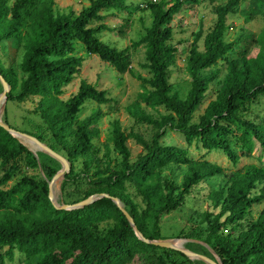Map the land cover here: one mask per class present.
<instances>
[{"label": "trees", "instance_id": "1", "mask_svg": "<svg viewBox=\"0 0 264 264\" xmlns=\"http://www.w3.org/2000/svg\"><path fill=\"white\" fill-rule=\"evenodd\" d=\"M125 1L89 0L88 7L72 15L55 13L54 0H0V46L14 43L22 50L20 77L12 64L5 66L0 61V74L10 86L6 103L36 100L32 113L37 120L26 119L30 129L20 132L35 137L70 164L61 183L63 205L73 206L102 194L116 198L147 240L162 239V218L182 207L193 187L223 175V187L208 194L218 212L201 214L200 222L206 224L203 232L179 236L205 244L221 264H264V212L253 219L251 210L264 203V167H237L240 158L250 157L256 144L264 154V117L250 112L252 105L264 104V52L250 57L251 39L237 49V40H225L228 17L237 12L242 0H227L222 5L209 0L214 22L205 35L202 28L193 34L185 58L191 81L184 96L169 83V69L177 59L168 43L172 37L169 25L185 7L207 0H146L151 26L130 48L118 51L96 36L108 30L106 15L128 9ZM77 43L86 54L119 73L130 69V49H145L143 67L150 76H137L142 88L138 97L152 111L164 113L154 117L132 111L139 123L152 128L148 140L138 134L127 135L118 122L112 123L109 142L116 160L111 159L108 145L99 156L94 144L101 113L78 118L87 101L109 104L106 91L80 81L77 91L63 98L82 67V58L74 55ZM232 53L237 57L229 60ZM222 60L226 74L214 90V99L203 107L219 73L209 70ZM3 121L12 128L7 107ZM167 130L180 134L186 148L163 145ZM236 138L242 144L239 154L231 148ZM129 139L142 148L134 161L127 146ZM192 146L206 153H222L236 169L227 172L207 160H194L188 152ZM80 160L83 170L77 172L75 163ZM169 165L186 167L178 187L161 176ZM22 167L32 173L6 188ZM57 172L39 163L32 152L0 128V264L12 261L15 252L25 264H193L178 251L140 241L109 198L70 211L54 208L48 199V182ZM107 224L112 227L101 228Z\"/></svg>", "mask_w": 264, "mask_h": 264}, {"label": "rangeland", "instance_id": "2", "mask_svg": "<svg viewBox=\"0 0 264 264\" xmlns=\"http://www.w3.org/2000/svg\"><path fill=\"white\" fill-rule=\"evenodd\" d=\"M12 2V0H10ZM128 9L125 11H114L106 15L104 24L108 30L101 32L96 37L116 50H124L130 48L132 43L137 42L144 34L147 28L151 26L152 15L148 8L145 7L148 1L146 0H126ZM227 0H215V5L225 4ZM90 5L89 0H54L55 13L77 15L82 9ZM261 9V11L259 9ZM264 0H242L241 5L238 7L237 12L228 17V30L225 35L226 42L238 41L235 49L244 43L246 45L249 39L252 40V47L249 53L250 57H256L259 52H264ZM213 6L209 0L199 4L198 6H187L180 13H178L170 27L172 29V37L168 42L175 50L177 59L173 66L170 67L169 83L174 86V89L185 95L190 87V77L186 73V55L190 49L191 43L194 41L193 34L202 28L203 34L212 27L214 22ZM263 38V41L261 39ZM199 48L202 49V39L199 41ZM131 66L130 69L124 73L117 72L113 67L107 63L99 60L97 57L86 54L82 44L77 43L75 47V56L82 58L83 63L78 76L73 80L71 85L65 89L64 99H67L71 94H74L79 86L80 81L94 86L99 91H106L107 98L111 100L109 104L97 105L94 102L87 101L83 106L78 118L80 120L90 116L95 111H99L101 116L97 122L99 137L94 140L96 148H98L99 156H102L106 149L104 145H108L109 154L111 159L116 160L117 154L113 150V145L109 142L111 135L112 123L118 122L122 131L128 134H138L145 140H148L153 133L150 126L145 123H139L133 114L135 109L154 117L158 113L163 114L162 110L156 112L152 111L144 103L139 100L138 95L142 92L140 82L137 76L148 78L150 75L148 70L143 67L145 64V49L140 46L136 49H130ZM22 55V50L14 43H4L0 46V61L5 65L12 64L17 75L21 74L18 71V64ZM236 54L228 55L229 60L236 58ZM218 71V75L212 86L211 93L204 101L203 107L214 99V90L218 87V82L224 78L226 74V63L219 61L217 65L212 67L209 72ZM36 100H28L21 104L5 103L2 120L5 116V108L8 112V123L12 129L20 132L30 129V122L36 121L32 113ZM0 105V110H1ZM139 108V109H137ZM135 111V112H136ZM202 111V109H201ZM252 114L264 117V104L252 105L250 107ZM200 113V112H199ZM197 115L194 121H197ZM238 136V134H237ZM163 145L176 146L179 148H186L183 137L172 130H167L166 136L162 139ZM34 151V146L28 144ZM127 146L130 150L131 160L134 161L139 154L142 153V148L136 143L134 139L127 141ZM231 148L233 151L240 153L242 148L241 142L236 138L231 141ZM189 155L194 160H207L215 163L225 169V171L235 170V166L226 158L225 155L218 152L206 153L201 149H196L194 146L188 148ZM36 158L38 162H44L52 168L61 169V164L41 151H36ZM52 160H50V159ZM76 164V171L83 170L81 160ZM247 165L262 166L264 167V154L258 144L255 145L253 152L248 158H240L238 168L241 169ZM186 170L184 166L169 165L161 171L163 179L174 186H179L182 182L183 174ZM39 171L42 173L41 169ZM32 172L22 167V171L11 181L6 188H9L17 182L22 176L31 174ZM1 176V174H0ZM63 181V180H62ZM56 182L54 185V195L56 203L63 205L61 196V183ZM226 182V177L223 175L215 176L207 179L206 181L193 187L182 207L169 215L162 218L160 224L161 240H184V248L207 256L215 260L214 256L210 254L203 243L191 239L180 238V234L201 233L206 227V224L200 222V216L204 212H218L212 208L208 194L217 192L223 187ZM140 204L139 200H136ZM124 207V205H123ZM125 209V207H124ZM252 218L256 219L261 212H264V203L253 207ZM102 227L110 228L112 225H102ZM203 249H202V248ZM207 251H205V250ZM193 264H205L199 260H191ZM6 264H25L22 256L17 252L14 253L12 261H7Z\"/></svg>", "mask_w": 264, "mask_h": 264}, {"label": "water", "instance_id": "3", "mask_svg": "<svg viewBox=\"0 0 264 264\" xmlns=\"http://www.w3.org/2000/svg\"><path fill=\"white\" fill-rule=\"evenodd\" d=\"M0 84L2 87V92L0 93V103L2 104L1 110H0V128H2L5 132H7L10 136H12L14 139H16L20 144H22L24 147H26L30 152H32L36 156V151H41L53 158L54 160L58 161L61 164V169L52 177V179L48 182V199L52 206L59 210H75L83 208L84 206L92 204L94 201L100 199V198H109L123 213V215L126 217L129 225L133 229L136 237L144 242L145 244H149L158 248L167 249V250H175L180 253H182L185 257H187L189 260H199L205 264H221L219 258L215 255V253L209 249L205 244L206 248L209 250L210 254H212L215 258V260H212L211 258L207 256H203L200 254H196L194 252H191L184 248V246H176L172 243L173 240H147L145 239L141 233L136 229L132 218L129 216V214L125 211L123 205L121 202L116 198H111L108 195H96V196H90L85 201L79 202L73 206H67V205H58L56 203L55 195L53 192V185L58 181H62L64 178V175L70 171V164L60 155L54 153L51 151L47 146H45L43 143L39 142L35 137L18 132L12 128H10L5 122L2 120V114L4 110V106L6 103V98L8 93L10 92V86L5 82L3 77L0 74ZM19 137L23 138L27 142L31 143L34 146V151L29 149L23 142L19 140ZM181 241L182 245L185 243L184 240H178Z\"/></svg>", "mask_w": 264, "mask_h": 264}, {"label": "bare ground", "instance_id": "4", "mask_svg": "<svg viewBox=\"0 0 264 264\" xmlns=\"http://www.w3.org/2000/svg\"><path fill=\"white\" fill-rule=\"evenodd\" d=\"M0 105H2V104L0 103ZM19 140H20L21 142H23V143H24L29 149H31V148L28 146V144L32 145L31 143L27 142L26 140H24V139L21 138V137H19ZM32 146H33V145H32ZM31 150H32V149H31ZM54 185H55V184H54ZM54 185H53V189H54ZM172 243L175 244L176 246H179V247L183 246L182 243H181V241H178V240H173Z\"/></svg>", "mask_w": 264, "mask_h": 264}]
</instances>
